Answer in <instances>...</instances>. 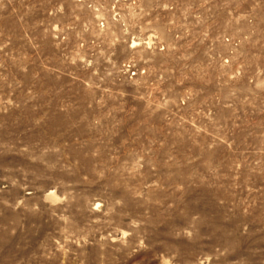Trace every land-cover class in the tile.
<instances>
[{
	"label": "rangeland",
	"instance_id": "374dc122",
	"mask_svg": "<svg viewBox=\"0 0 264 264\" xmlns=\"http://www.w3.org/2000/svg\"><path fill=\"white\" fill-rule=\"evenodd\" d=\"M0 264H264V0H0Z\"/></svg>",
	"mask_w": 264,
	"mask_h": 264
}]
</instances>
